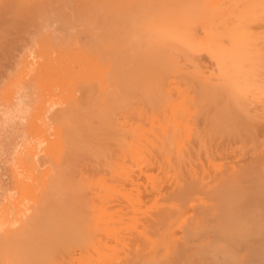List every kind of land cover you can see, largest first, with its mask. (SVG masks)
<instances>
[{
	"label": "bare ground",
	"instance_id": "6f19581e",
	"mask_svg": "<svg viewBox=\"0 0 264 264\" xmlns=\"http://www.w3.org/2000/svg\"><path fill=\"white\" fill-rule=\"evenodd\" d=\"M112 3L104 84L51 112L50 164L0 220V264H264V0ZM134 82L137 121L113 129Z\"/></svg>",
	"mask_w": 264,
	"mask_h": 264
},
{
	"label": "rangeland",
	"instance_id": "374dc122",
	"mask_svg": "<svg viewBox=\"0 0 264 264\" xmlns=\"http://www.w3.org/2000/svg\"><path fill=\"white\" fill-rule=\"evenodd\" d=\"M3 1L0 0V220L2 221L7 217L13 218L12 213L15 210L12 211V207L19 205L17 204L19 201L29 202L28 193L33 191L34 183L37 186L40 182L35 180L50 164L48 152L42 151V148L54 137L52 132L58 124H62L53 121L51 117L53 111L55 112L57 108L61 109L67 101L70 103L74 95L78 98L88 86H91V89L96 87L97 83L92 87L94 80L99 84L102 80L105 81L107 73H104L102 65L106 63L101 62L102 57L99 55L105 53L103 50H106V45L104 49L101 44L106 41L100 37L102 35L104 37L105 26L116 21L111 11L118 7L112 3V0H108V3L97 0H47L49 5L41 4V0H37L39 3L34 0V5L25 0ZM15 1L20 2L19 9L17 8V11L15 7L13 8L15 13L11 12L14 14V16L11 14L13 23H9L11 18L9 19V16L7 19L9 14L7 12L11 10L13 4L15 6ZM152 1L154 0H140V3L145 5ZM170 1L178 3V0ZM193 1L199 8L203 2V0ZM164 8L170 12H179L178 7L174 10L169 7L167 9L166 6ZM139 13V10L134 8L125 12L126 15L134 18H137ZM14 17L18 18L14 20ZM187 22L189 23L185 26L187 32H190V35L201 36L199 34L201 18ZM169 23V27H172L180 22L172 23L170 19ZM133 29L134 27L126 29V34H129V31L131 33ZM123 43L122 37L115 39V44L113 42L116 46H121ZM98 45H101L102 51ZM180 49L170 53L176 58L183 59L182 54L192 57V54ZM107 53L103 56L106 57ZM160 53L164 58L166 50L163 48ZM165 57L169 60L168 52ZM80 66L83 68H79ZM145 71L146 73L141 77L142 84H148L150 81L148 69ZM99 75L104 76L105 79L100 77L97 80ZM103 84L104 82L100 85ZM158 87L160 90L163 89L162 81ZM88 89L90 91V88ZM143 90H140L138 82H134L126 104L108 113V120L120 126L113 129L120 130L124 123L137 121L138 102H134L133 99L143 94ZM88 91H85L86 94ZM84 93L83 95H86ZM84 106L87 107L85 104ZM82 108L85 110L84 107ZM100 137L101 134H98L94 145H104L103 137L101 139ZM8 211H12L9 213L10 216Z\"/></svg>",
	"mask_w": 264,
	"mask_h": 264
}]
</instances>
